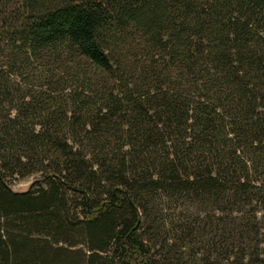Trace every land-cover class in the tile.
I'll return each mask as SVG.
<instances>
[{"label":"trees","instance_id":"trees-1","mask_svg":"<svg viewBox=\"0 0 264 264\" xmlns=\"http://www.w3.org/2000/svg\"><path fill=\"white\" fill-rule=\"evenodd\" d=\"M189 212L264 264V0H0V264H208Z\"/></svg>","mask_w":264,"mask_h":264},{"label":"rangeland","instance_id":"rangeland-1","mask_svg":"<svg viewBox=\"0 0 264 264\" xmlns=\"http://www.w3.org/2000/svg\"><path fill=\"white\" fill-rule=\"evenodd\" d=\"M38 174L17 176L12 180V186L16 191H26L29 189H36V180ZM172 212V206L167 207ZM192 210V209H191ZM193 211V210H192ZM189 220L183 222L184 232L180 233L178 245L172 248V229L168 226L170 240L166 241L165 251L167 252V259L172 261V258H177L180 261L194 262L195 259L204 257L208 264H220L218 253L221 251L222 240L216 237L218 231L217 227L209 220L203 218L194 219L192 214ZM203 217V216H202ZM187 245V246H186Z\"/></svg>","mask_w":264,"mask_h":264}]
</instances>
